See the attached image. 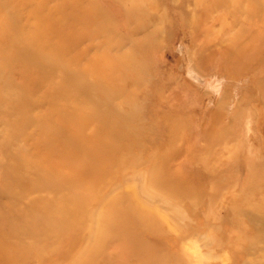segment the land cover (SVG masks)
<instances>
[{"label":"rangeland","instance_id":"obj_1","mask_svg":"<svg viewBox=\"0 0 264 264\" xmlns=\"http://www.w3.org/2000/svg\"><path fill=\"white\" fill-rule=\"evenodd\" d=\"M0 264H264V0H0Z\"/></svg>","mask_w":264,"mask_h":264},{"label":"bare ground","instance_id":"obj_2","mask_svg":"<svg viewBox=\"0 0 264 264\" xmlns=\"http://www.w3.org/2000/svg\"><path fill=\"white\" fill-rule=\"evenodd\" d=\"M201 80V79H200ZM195 81H197V79L195 80ZM217 87V86H216ZM215 89V88H214Z\"/></svg>","mask_w":264,"mask_h":264}]
</instances>
